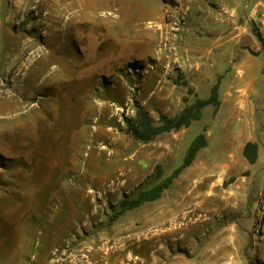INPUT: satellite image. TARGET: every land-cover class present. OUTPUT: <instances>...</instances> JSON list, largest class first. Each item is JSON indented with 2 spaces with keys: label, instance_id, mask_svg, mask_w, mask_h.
<instances>
[{
  "label": "rangeland",
  "instance_id": "rangeland-1",
  "mask_svg": "<svg viewBox=\"0 0 264 264\" xmlns=\"http://www.w3.org/2000/svg\"><path fill=\"white\" fill-rule=\"evenodd\" d=\"M60 1L0 0V264H147L151 227L176 231L160 241L177 264H264V175L241 198V163L209 165L201 150L158 200L124 210L172 177L209 128L206 155L225 161L229 109L215 122L235 71L196 75L176 41L191 31L206 43L184 18L213 14L225 22L214 17L209 35L237 36L241 61L253 59L261 39L248 20L264 0H63L59 14ZM216 85L220 105L200 121L148 144L128 132L136 103L158 126ZM166 210L182 220L164 225ZM45 225L71 228L57 240Z\"/></svg>",
  "mask_w": 264,
  "mask_h": 264
},
{
  "label": "crops",
  "instance_id": "crops-1",
  "mask_svg": "<svg viewBox=\"0 0 264 264\" xmlns=\"http://www.w3.org/2000/svg\"><path fill=\"white\" fill-rule=\"evenodd\" d=\"M214 17L220 22H225L223 18L213 14L201 15L197 13L189 14L185 17V22L190 23L188 29L193 31V29L199 28L205 34L203 37H207V39L204 40L206 43H203V41L197 39V36L192 35L191 31H189L190 33L182 34L179 40L176 41L179 45L177 53L179 55H190L189 61L184 60L183 64L186 68L194 71L196 75L209 77L206 75L209 74L208 71H222L230 68L236 72L228 74L226 79L229 80L231 77L237 90L232 92L230 89L225 96L223 94L224 103L218 111L215 122L216 125L220 121L224 109L228 108L230 119H225L222 124L224 139L227 140L225 141L227 144L222 148V150H227L225 161L220 162V159L213 161L211 160L212 157L209 159L205 148L202 149V154L200 153L202 157L199 155V158L207 159L209 165H221L228 171L232 170L233 165L241 163V198H248L252 188L249 186L250 182H254L264 175V29L261 33L257 32L258 37L261 39L260 43L253 41L258 56L250 59L244 55V60L241 61V52L236 50L241 45L237 36L229 37L226 33L215 36L209 35L207 29L213 27L212 21ZM251 19L248 20V24L252 27ZM192 23L196 24L193 25ZM184 26L186 27V24ZM191 38L195 41L191 42ZM221 95L222 90L220 91ZM229 132L231 133L229 134ZM206 135L208 141L207 149L210 147V140L214 137L213 129L209 128L206 131ZM248 144H253L257 147V161L254 164H251L245 156V149ZM247 173L249 176H246ZM241 206L249 208V203L247 202V205ZM256 206L254 205L253 208H257ZM262 207L264 208V205ZM45 226H49L47 229L51 230L47 234L48 238L51 237V239L57 240L60 238V234L55 233V230L71 228L70 225ZM37 227L39 225H29L28 230L30 231L29 239L35 241L38 245V239H34V236H31V230L38 229ZM149 229L156 231L148 232L147 239H144L143 249L147 256V264H166L167 260H169V264H177V257L173 249L170 247L167 249L160 241L162 236L171 235L175 237L176 231H171L167 228L169 232L163 233L161 227H151ZM41 235L45 236L42 233ZM50 249L48 252H53V248L50 247ZM47 250L49 249L46 248ZM169 255L170 257H168ZM37 256L41 255H35L32 259L36 260ZM60 259L52 258L50 264H58Z\"/></svg>",
  "mask_w": 264,
  "mask_h": 264
},
{
  "label": "trees",
  "instance_id": "trees-1",
  "mask_svg": "<svg viewBox=\"0 0 264 264\" xmlns=\"http://www.w3.org/2000/svg\"><path fill=\"white\" fill-rule=\"evenodd\" d=\"M166 5L177 6L174 0H162ZM219 87L216 85L212 91L209 99H198L192 106L186 107L181 114L170 118L162 116L160 118V125L156 126L150 114L138 103H136L135 120L128 121V132L137 141H142L146 144L152 143L159 136L170 133L172 131H180L184 127H188L192 122H198L203 117V110L209 106L218 108L220 103L218 100ZM207 138L205 135H199L191 144L188 155L184 164L175 171V173L167 179L163 184H160L150 191L141 193L137 199L133 201H126L124 203V210H133L139 208L143 204L156 201L160 198L161 193L167 190L172 182L182 173V171L190 167L199 151L207 147ZM245 156L247 160L254 164L257 161V147L253 144H248L245 149Z\"/></svg>",
  "mask_w": 264,
  "mask_h": 264
},
{
  "label": "bare ground",
  "instance_id": "bare-ground-1",
  "mask_svg": "<svg viewBox=\"0 0 264 264\" xmlns=\"http://www.w3.org/2000/svg\"><path fill=\"white\" fill-rule=\"evenodd\" d=\"M56 6L59 8V12L58 13L61 14V13L65 12V11L70 10V6L71 5L65 4L63 2V0H62V1L58 2V4ZM57 17H59V16H56V18ZM53 18H54V16H51V19H53ZM89 46H90V48H92L94 46V43L92 42V40H91ZM128 46H129V44H127V48H128ZM172 216H173V211L166 210L163 213L164 225H177V224H175V221L182 220L181 218H177L175 220L173 218L172 220H170L172 218Z\"/></svg>",
  "mask_w": 264,
  "mask_h": 264
},
{
  "label": "built area",
  "instance_id": "built-area-1",
  "mask_svg": "<svg viewBox=\"0 0 264 264\" xmlns=\"http://www.w3.org/2000/svg\"><path fill=\"white\" fill-rule=\"evenodd\" d=\"M254 29L261 33L264 29V3L257 6L256 15L251 19Z\"/></svg>",
  "mask_w": 264,
  "mask_h": 264
}]
</instances>
